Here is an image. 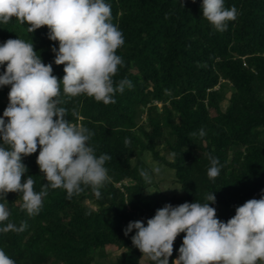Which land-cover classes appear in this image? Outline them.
Wrapping results in <instances>:
<instances>
[{
	"label": "trees",
	"instance_id": "1",
	"mask_svg": "<svg viewBox=\"0 0 264 264\" xmlns=\"http://www.w3.org/2000/svg\"><path fill=\"white\" fill-rule=\"evenodd\" d=\"M105 2L124 38L116 53L123 65L113 79L126 78L133 86L108 105L87 95L69 98L61 88V106L68 109L66 119L94 133L89 143L96 155L112 157L105 163L110 182L100 198L90 188L71 198L49 188L32 217L22 209L21 194L8 193L11 214L0 227L27 223L24 231L0 232V249L16 264H103L109 246L118 256L107 264H153L147 256L141 262L144 255L131 240L135 230L124 234L129 222L146 225L166 204L204 203L213 193L216 203L210 206L226 223L238 206L264 195V0H225L238 14L224 32L202 16V0ZM28 27L15 17L0 23V44L10 38L32 41L62 79L64 65L54 63L52 52L58 42L48 38L47 26L33 33ZM9 91L0 87V116ZM38 154L39 147L23 159L28 172L22 177L33 176L36 192L47 183ZM209 154L219 160L214 179L207 175ZM146 157L170 172L171 180H156ZM184 235L174 241L169 264L178 258Z\"/></svg>",
	"mask_w": 264,
	"mask_h": 264
},
{
	"label": "clouds",
	"instance_id": "2",
	"mask_svg": "<svg viewBox=\"0 0 264 264\" xmlns=\"http://www.w3.org/2000/svg\"><path fill=\"white\" fill-rule=\"evenodd\" d=\"M201 9L218 32L226 31L238 14L235 6L225 7V0H202ZM13 17L29 25L30 33L47 26L48 38L59 45L52 48L54 63L64 65L65 75L62 79L53 75L52 64L42 61L32 41L10 38L0 44V66L4 67L0 87L10 86L9 103L0 116V223L11 214L8 193L21 194L22 209L29 217L39 214L49 188L63 189L69 198L90 188L100 198V189L110 182L105 163L112 157L97 156L89 143L94 133L66 119L68 109L61 106V95H87L108 105L116 102L117 92L133 86L126 78L113 79L123 65L116 53L124 38L105 0H0V23L7 24ZM204 135L200 129L199 136ZM38 147L36 163L47 183L36 192L33 176L22 177L28 172L23 159ZM208 159L207 175L214 179L220 173L219 160L210 154ZM141 175L150 182L146 172ZM205 199L204 203L166 204L146 225L141 220L129 222L124 234L135 230L132 245L153 264H169L180 233L185 235L172 264H264V195L238 206L226 223L210 206L216 203L215 195ZM26 228V222L19 227L9 222L0 232ZM0 264L16 261L0 249Z\"/></svg>",
	"mask_w": 264,
	"mask_h": 264
},
{
	"label": "rangeland",
	"instance_id": "3",
	"mask_svg": "<svg viewBox=\"0 0 264 264\" xmlns=\"http://www.w3.org/2000/svg\"><path fill=\"white\" fill-rule=\"evenodd\" d=\"M145 161L155 171V179L156 180L165 181L164 184L167 183L169 180H171V177L172 176H171V173L170 172H166L163 167H159L156 164L152 163L149 157H146ZM157 169H159V171H156ZM168 186H170V185H168V184L163 185V188L164 189H167ZM106 251L108 253V257H107L106 260L101 261V263H103V264H107V262H109L111 260H114L115 257L118 256L117 253H116V249L113 246L107 247L106 248ZM146 260H147V257L146 256H143L141 258V262L142 263H145Z\"/></svg>",
	"mask_w": 264,
	"mask_h": 264
}]
</instances>
